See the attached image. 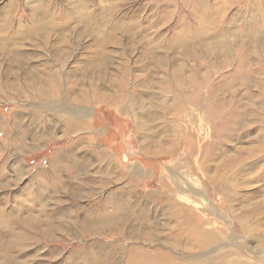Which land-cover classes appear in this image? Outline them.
I'll use <instances>...</instances> for the list:
<instances>
[{
    "label": "rangeland",
    "instance_id": "obj_1",
    "mask_svg": "<svg viewBox=\"0 0 264 264\" xmlns=\"http://www.w3.org/2000/svg\"><path fill=\"white\" fill-rule=\"evenodd\" d=\"M110 5L113 17L100 14ZM32 8L70 19L58 36L0 35V264H82L76 252L124 264L130 248L180 264H264V0H0V19L17 24ZM179 79L186 93L205 87L185 103ZM74 121L84 127L69 131ZM114 166L134 184L115 175L76 194L82 171L98 184ZM114 191L131 192L130 225L144 235L80 228ZM185 220L218 238L204 250L175 242Z\"/></svg>",
    "mask_w": 264,
    "mask_h": 264
},
{
    "label": "bare ground",
    "instance_id": "obj_2",
    "mask_svg": "<svg viewBox=\"0 0 264 264\" xmlns=\"http://www.w3.org/2000/svg\"><path fill=\"white\" fill-rule=\"evenodd\" d=\"M247 5H248V10H250L251 12H254V11L257 12L258 11V9H255L254 6H252L250 4H247ZM48 9H50V8H48ZM45 10H46V8H45ZM85 10H86L85 6H82V10L79 11L81 13V15L85 16L84 18H86V16H87ZM114 10H117V6H115V5H110L106 8H103L101 6V8L99 9L100 14H102L104 16H108L110 18L113 17ZM38 13L42 15L43 19H45L44 22H41V21L36 19V15H38ZM9 15L10 14H6V15H4V17H2V19H0V35L8 32L7 36L20 37L23 34V32H21L20 29L26 27L27 35H24V38L29 37V36L31 37L34 34L33 31L35 29H36L35 31H37L38 33L41 31H46V30H49L51 32H56V34L58 36L63 31L66 30V27H64V25L67 24L69 22V19H70V17L67 15L65 16L66 18H62L61 14L60 15H58V14L56 15L54 13L50 14L48 12H44V11L42 12V10L39 11V10H36V8H32V9H30V12H29V18L25 19L24 21L19 20V22L17 24H12L10 22L11 18ZM87 21L83 22L82 24L85 26L86 29H92L93 24L91 23V21L90 22L89 21L87 22ZM22 22H23V24H22ZM11 25L14 27V29H11V28H13V27H11ZM20 33H22V34H20ZM107 41H108V43H110V42L115 43L116 42L115 40L113 41V39H111V38L107 39ZM183 42H185V41H183ZM105 44L106 43L102 44L103 45L102 48L104 47ZM184 49H185V47H184ZM185 52H186L185 54H188V53L191 54V52H188L187 49H185ZM1 53H3V52H1ZM241 77H243V76L241 75ZM54 78H56V77H54ZM177 81L178 82L176 83V86H175V91H177V97L180 98V95H181V98L183 99L182 101L185 103H191V99L194 96H197L202 91L203 87H205L204 82L201 79V81H198V83L195 85L193 83L190 85L188 84L187 86L189 87L190 91H189V93H186L184 91V89L181 88V85H184L186 82L183 83L184 80H182V79H179ZM230 83L233 84L234 82L231 81ZM235 83H236V81H235ZM51 89H52V93L56 94L58 91L57 89H59V88L58 87H52ZM214 92H215V90L212 89V87L210 88L209 91H207L209 99L212 100L213 106H215V104L221 103L220 101L212 99ZM212 108H214V107H212ZM2 126H3V124H2ZM83 127H84V124H82V121H74L73 124L68 128V130L72 131V132L73 131L76 132L77 130L82 129ZM76 152H77V150H76ZM103 160L104 161H101L102 167L104 169L103 171H106V170L110 171L109 164H111V163H109V161L105 158ZM71 166H72V164H71ZM102 167L100 166V168H102ZM66 169L68 170L67 173L69 174L68 181H70L72 184H74L75 183V177L72 176L71 171L74 172V171H76V169H78V170H81V169L79 167H76V169L75 168L72 169V167H70V166L67 167ZM86 169L87 168H84L82 170L86 171ZM103 171H101V172H103ZM122 172L123 171H121V170L118 172V170L114 166V174H113V172L112 173L109 172V174L105 175L104 178L99 179L98 184H93L92 179L90 177L88 178L85 175L86 172L82 171V173H85L83 175L84 178L80 182L77 181V185H76L77 189L76 190L78 191V194H80L82 197L86 198V195L89 193L88 192L89 189H91V188L93 189L94 187H97L99 189L104 188V186H105L104 184H105V181L107 180V178L110 179V177H114L115 175H116V177L120 176V177L125 178L127 173L124 174ZM131 183L134 184V181H132ZM222 185H224V184H222ZM54 186L56 189H58L59 186H61V183L58 181V183H55ZM224 188H226L225 185L223 186V189ZM119 194L116 193V191L111 193L109 195V197L105 199V204H101L100 207L97 209L96 214H94L92 216L90 215V216L85 217L84 222H83V226L80 228H82L83 230H86L88 232H91L94 235L95 234H102L105 232H111L113 234H120L125 239H132V237L144 235V232L140 231L142 227L139 224H137L136 226L130 225L131 222L129 221V219L135 218L137 220V217H139V215H137V216L134 215V213H135L134 211L136 210V207L134 206V204H128L127 199L125 200L127 194L126 195L121 194L122 195L121 197ZM129 196H130V193L128 192V197ZM108 206H109V208H108ZM138 208H139V206H138ZM170 208L173 211V213L177 209V208L175 209L173 206H171ZM139 219L142 221V226L144 228L143 219L138 218V220ZM146 222H147V220H146ZM72 224L73 223H71V224L69 223V225H72ZM189 224H190L189 220H185V222L182 223V225H184V226L181 227L180 229L179 228L175 229L173 231L174 234H172L170 236V238L173 239L177 243L184 241V243H186V246L189 245L190 243L192 244L193 239H194L196 242V245L200 246V249H202V250L207 249V247L209 245L213 244L215 239L218 238L217 234L214 232H209V233L207 231L202 232V233L192 232L190 230ZM45 225H46V227L47 226L50 228L53 227V223H50L48 221H47V223H45ZM248 232H250V231H248ZM146 235H147V237L150 236L149 233H147ZM15 245L16 244H13L9 248L7 247L6 250L8 252H12V251L16 250ZM76 254L78 256H81V258H83L82 264H105L107 262L110 264H115V262L109 261L108 258H103L101 261H95L94 259L91 258L92 254H89V253L80 254L79 252H76ZM120 254H122V257L125 258L124 264H180L179 262L175 261L169 255H166V254L162 255V254H158V253L157 254L156 253L155 254L144 253V250L140 249V248L126 249V251H120ZM7 259H8V257H7ZM74 264H76V263H74ZM187 264H195V263L192 262V263H187Z\"/></svg>",
    "mask_w": 264,
    "mask_h": 264
},
{
    "label": "crops",
    "instance_id": "obj_3",
    "mask_svg": "<svg viewBox=\"0 0 264 264\" xmlns=\"http://www.w3.org/2000/svg\"><path fill=\"white\" fill-rule=\"evenodd\" d=\"M71 164H72V166H71ZM69 166L72 167V169H73V168L76 169V167H78L75 163H72V162L69 163ZM115 167L118 169L117 166H115ZM118 170H119V169H118ZM120 170H121V169H120ZM120 170H119V171H120ZM76 171H78V169H76ZM121 171H123V170H121ZM122 173H123V172H122ZM66 174L68 175V178H69V174H68V173H66ZM84 174H85V173H84ZM125 174H126V173H125ZM72 176H74V175L72 174ZM119 177H120V176H119ZM124 179H127V180L129 179V180H131V182L133 181V180L131 179V177L128 178V175H126ZM129 180H128V181H129ZM69 182H70V181H69ZM129 184H130V183H129ZM130 185H132V183H131ZM123 188H124V187H123ZM121 189H122V188H120L119 190H121ZM124 189H126V186H125ZM130 189H131V188H130ZM119 190H117V191H119ZM75 191H76V194L79 195V197H80L81 195L78 194V191H77V190H75ZM128 192L131 193L130 191H128ZM81 198H84V197L81 196ZM132 198H133L132 195H130V196L128 197V199H130V201L127 199L128 204H133V200H132ZM125 200H126V198H125Z\"/></svg>",
    "mask_w": 264,
    "mask_h": 264
}]
</instances>
